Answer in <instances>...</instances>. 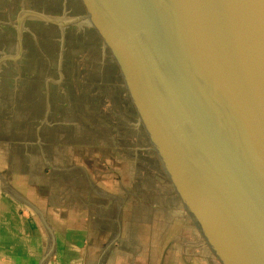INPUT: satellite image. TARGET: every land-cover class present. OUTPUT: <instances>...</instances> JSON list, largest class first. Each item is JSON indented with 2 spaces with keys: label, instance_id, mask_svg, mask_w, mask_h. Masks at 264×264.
I'll return each instance as SVG.
<instances>
[{
  "label": "water",
  "instance_id": "obj_1",
  "mask_svg": "<svg viewBox=\"0 0 264 264\" xmlns=\"http://www.w3.org/2000/svg\"><path fill=\"white\" fill-rule=\"evenodd\" d=\"M0 264H264V0H0Z\"/></svg>",
  "mask_w": 264,
  "mask_h": 264
}]
</instances>
